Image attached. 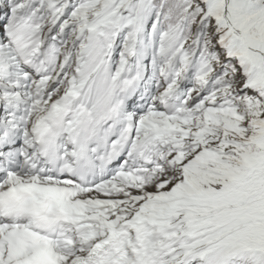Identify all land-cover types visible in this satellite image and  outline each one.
Masks as SVG:
<instances>
[{"label": "snow or ice", "instance_id": "1", "mask_svg": "<svg viewBox=\"0 0 264 264\" xmlns=\"http://www.w3.org/2000/svg\"><path fill=\"white\" fill-rule=\"evenodd\" d=\"M0 264H264V0H0Z\"/></svg>", "mask_w": 264, "mask_h": 264}]
</instances>
